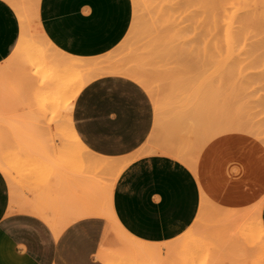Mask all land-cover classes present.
Wrapping results in <instances>:
<instances>
[{
    "label": "bare ground",
    "instance_id": "6f19581e",
    "mask_svg": "<svg viewBox=\"0 0 264 264\" xmlns=\"http://www.w3.org/2000/svg\"><path fill=\"white\" fill-rule=\"evenodd\" d=\"M5 1L14 8L20 19L21 35L12 56L0 67V111L3 105L8 103L10 97L20 99L22 96L26 98L25 103L38 106L36 115L40 114L34 117L35 112L31 111L30 114H27L22 119L12 117V122L7 123V126L22 128V133L19 136H14L15 134L11 129L9 130L12 133L5 129V125H0V171L10 184L13 198L20 199V196H22L18 191L16 174L25 165L19 167V157L23 155L42 156L43 153H46L47 148H50L54 152V157L50 159V162L54 163L52 179L55 180V184L50 185L47 181L39 192L33 186L31 192H29L33 195L31 199L23 194L25 206L28 209L44 218L56 235L73 219L81 216H101L108 220L109 225L110 222H113L124 236L121 239V245L128 254H131L135 262H126L121 258H117L118 256L116 257L114 254H107L102 242L98 258L105 264H168V260L163 258L164 255L169 256L176 249L186 246L190 238L186 237L184 240H178L174 243L169 241L154 244L135 238L122 228L114 217L111 206V194L114 183L102 185L100 180L96 178V175L104 172H115L117 179L123 169L135 157L113 159L98 156L90 151L81 142L74 129L72 112L75 100L81 90L92 80L114 75L133 80L157 103V92L151 79L154 78L161 83V81H167V79L182 78L181 81L184 82L182 83V88L184 87L183 91L187 94V105L186 108L183 107L185 111L182 112L181 116L180 123L182 125L179 124V126L183 127L179 131L185 132V134L179 135L178 138V134L176 135L169 129L167 130V136L164 137L161 143L157 144L150 151L142 148L136 154V158L146 156L147 153L168 156L186 165L192 173L196 174L195 176L201 178V172H199V168L201 167L197 168L199 160L197 162L195 160L196 165L193 159L202 157V151L200 150L201 152H199L197 148L204 141L211 143L216 138V133H218L216 124L218 121V126L221 125L219 116L220 111L223 109L222 104L219 102L220 96L221 98L224 97L223 92L227 90L225 92V97L227 96V98L224 97L223 99L225 100H220L223 101V104H226L224 101H228V89H233V87L237 86V82L233 81V69L235 72L239 69L237 74L245 75L243 70L246 65L251 68L255 64L264 67V11L262 14H258L257 10L253 7L258 5L259 0H151L153 3L147 0H136V9H142L145 14V19L143 17L144 21L141 22L144 29L140 40L137 42L138 44L136 43L137 46L129 52L128 58L123 57L115 61H112L109 57L86 60L61 52L46 38L40 28V0ZM216 5H218V9ZM262 6L264 7V2H262ZM137 10L136 13L138 12ZM139 27L137 32H139ZM250 31L254 33V41L247 43V35ZM36 36L42 40V44L47 47V50L52 52V56L46 55L44 50L37 45L34 41ZM241 40H243V44L240 43ZM40 52L44 55L38 57L32 56V54H40ZM26 62L32 66L29 73H25L22 70ZM17 63L20 65V68L15 69ZM259 65L257 66L260 67ZM257 66L254 68L258 69ZM250 67L245 68V70H248ZM252 70L254 69H249L248 71L251 72ZM260 70H257V72H262ZM176 74H179L180 77ZM246 74L248 75V72ZM250 74L249 80L253 79L250 78ZM59 75H62V77ZM57 76L60 78H57ZM258 76L259 74H257L256 80L261 77V75ZM262 81L261 83L264 82ZM245 83L247 84L249 81ZM162 84L158 86H162ZM238 84H240V87L237 88L239 90L247 87L242 82ZM253 87L255 86H252V89ZM256 87H259V85ZM244 89L242 90L246 91ZM60 124L62 126H59ZM56 136L63 145L60 151L56 149V145L54 144ZM176 138L179 139L177 143L175 142L177 141L175 140ZM75 149L90 157L88 167L95 171L96 175L86 177L80 175L73 176V173L70 175L63 174V172L69 173L68 168L70 165L58 167L57 157L71 156ZM195 150L198 154L195 153L194 156V152L192 151ZM9 151H13V153L10 154ZM210 151L215 153L211 149ZM192 155L194 158H192ZM196 155H199V157ZM216 155L221 161L220 157L222 155L219 156L220 153L218 155L217 152ZM263 156L264 154H262ZM257 158L260 157L257 155ZM231 159L229 158V160ZM263 160L261 159L262 162ZM220 161L218 160L217 166H220L219 163L223 162H225V165L226 163L228 164L227 159L226 161ZM24 163L33 170L46 162L38 159L30 164ZM246 166H243L244 170L247 168ZM234 167L236 168V166ZM241 167H239L240 169L238 168L239 171L242 169ZM259 167L257 162L253 163L250 168L246 169L249 173L247 177L245 176L244 180L240 179L237 181L238 178L235 179L236 181L234 180L235 183H239V185L236 183L238 187L234 185L236 188H239V192L236 193L242 191V199L240 201L243 200V205H238V208L234 204V202L236 203L234 200V195L236 196V194L232 192V204L230 202V204H226L225 201H221V203H225L223 221L226 222V227L229 228V225L232 227L235 223L239 222L236 226V232L248 249L253 264H264V224L262 219L264 191H261L263 195L259 200L256 199V202H252L254 201V197H252L253 193L251 192L253 184H256V181H258V174H261ZM230 168L233 169L232 166ZM244 170L243 172L245 173L246 170ZM226 171H229L228 173L231 174L230 170ZM239 171L236 170L234 172L238 173ZM263 172L264 170L262 174H264ZM209 176L212 177L211 175ZM222 176L226 177L227 181L225 182L223 179L221 184L229 186L228 177L225 174ZM262 177L263 180L264 176L262 175ZM199 178L197 180L200 181ZM204 178L206 179V177ZM231 179L230 177L229 180ZM218 180V184H220V180L222 179ZM262 180H259L260 183ZM215 181L217 180L215 179ZM209 183H207L208 185L204 183L206 187L203 185L202 192L205 189L210 192V187H212L211 192L214 191L213 187H216L210 186ZM260 183L259 185H262L264 188V184ZM74 184L77 188H73ZM222 185L219 186L223 187ZM75 189H78L80 194H75ZM259 190L261 189L258 188ZM223 191H220L221 195L226 193H223ZM233 191L235 192V190ZM258 191L256 190V192ZM208 192L207 194L211 193ZM212 195L215 197L213 193H211ZM221 195L218 194V197ZM226 195L228 196L227 193ZM205 197L204 200L206 199ZM231 200L229 199V201ZM208 202L211 203L210 201ZM205 203L206 201L204 205ZM75 204L78 206L77 210L74 209ZM210 206L213 207L214 205L211 204ZM218 208L221 209V207ZM69 209L73 213L67 219H62L64 212L67 213ZM204 213L202 210V213L197 214L198 217L195 219L196 224L204 222L202 220L204 219ZM211 213V215L215 214ZM109 225L106 228L103 241L106 237L108 239L110 237L108 232ZM137 259H140V261L136 262Z\"/></svg>",
    "mask_w": 264,
    "mask_h": 264
},
{
    "label": "crops",
    "instance_id": "0c3cea01",
    "mask_svg": "<svg viewBox=\"0 0 264 264\" xmlns=\"http://www.w3.org/2000/svg\"><path fill=\"white\" fill-rule=\"evenodd\" d=\"M132 0H40L39 23L61 52L98 59L111 54L127 36L133 20ZM21 35L14 8L0 0V67L12 56ZM73 125L94 154L134 158L114 181V217L131 236L154 244L180 237L194 223L201 206L195 175L164 155L136 158L152 134V99L129 78L108 75L89 82L75 100ZM50 185L55 180L49 181ZM75 194H80L75 189ZM14 199L0 171V264H105L100 253L109 225L105 217L73 219L56 235L48 222ZM32 198L29 191L25 194ZM78 206L75 204L74 209ZM73 211L64 212L67 219ZM264 224V205L262 209Z\"/></svg>",
    "mask_w": 264,
    "mask_h": 264
},
{
    "label": "rangeland",
    "instance_id": "374dc122",
    "mask_svg": "<svg viewBox=\"0 0 264 264\" xmlns=\"http://www.w3.org/2000/svg\"><path fill=\"white\" fill-rule=\"evenodd\" d=\"M147 1L149 2L151 0H147ZM132 2H133V9H134L133 20H132V24H131V27H130V30H129L127 36L125 37L123 42L120 44V46L116 50H114L111 54H108L107 56H105L103 58L109 57L112 61L122 59L123 57L128 58L129 52L134 50L135 47L137 46V44H138L137 42H138V40H140L141 33L144 29L143 25H142L143 23H141V22L144 21L145 14L143 13L144 11L142 9H140V8H139L140 10L136 9V0H132ZM151 2L153 3V1H151ZM262 2H264V0H259L258 5L253 6L257 10L258 14H262V12L264 11V7L262 6ZM216 7L218 9V5H216ZM136 10L138 11L137 13H136ZM140 11H142V12L137 17V15L140 13ZM140 16H142V17H140ZM143 17H144V19H143ZM140 19H142V20L139 22ZM139 24L141 25V27H139L140 26ZM138 27H139L140 33L137 32ZM253 35H254V33L252 31H250L249 34L247 35V43H251L252 41H254ZM219 36H217V37L219 38ZM34 41L37 43V45H39L44 50V53L46 55L52 56V52L50 50H47V47H45V45L42 44V40L38 36H36L34 38ZM242 42H243V40H241L240 43L243 44ZM33 55L35 57H38V56H43L44 54H42V52H40V54L35 53V54H32V56ZM21 60H22V58H21ZM257 65H259V64H257ZM257 65L255 64L252 68L250 66L246 65L245 68L250 67L249 68L250 70L251 69H254V70H252L250 72V71H248L249 69L245 70V68H244L243 73H245V75L243 73H242L243 75H239L240 73L237 74L239 72V69H237L236 72L233 69V77H234L233 81L235 80L234 82L235 83L237 82L236 83L237 86L235 85L236 89L240 87L239 86L240 84H238L240 82H242V84H244V86L246 84L245 82L249 81V83L246 84L247 87H245V89L241 88L240 89L241 91L239 89H237V90H239V91H237L234 87H233V89L230 88L231 91H230V89H228L229 90V92L227 93L228 101H224V102H226V104H223V101H220V100H225L223 98L225 97V95H226L225 92L227 90H225L223 92L224 97L221 98V96H220V99H219V102H220V104H222L221 106L223 109L218 105L222 109L220 111V116H219V119H221V125H219L220 127L218 126L219 122L217 121V124L215 122V124L217 125L216 129L218 130V133H216V138L213 139L214 141L212 140L213 142H211V143H209V141H204L205 143L203 142L201 144L203 149L201 148V146L199 148H197V149H199L198 150L199 152L202 151V153H201L202 157H199L200 153H199V155H196L197 157H199V159L194 158V156H195L194 154L197 151L196 150L192 151V152H194L193 153L194 156L192 155L193 156L192 158H194L193 159L194 162H195V160H196V162L199 160L198 161L199 163H197L199 166H197V168L198 167L202 168V169L199 168L200 169L199 172H201V174H200L201 178H199L198 176H195V177H196V179H198V178L200 179V181L197 180L198 184L200 186V190H201V206H200V210L198 212V215L200 212L202 213V210L205 212L204 216L202 214V216L204 218L202 220H204V222H202L201 224H198V223L196 224L194 221L192 226L186 232H184L177 239L171 241V243H174L178 240H182V239L184 240V238H186V237L190 238V241L186 246H183L181 248L176 249L169 256L164 255L163 258L168 260V264H253L252 260L250 258V254H249L248 249L245 247L243 240L239 237V235L236 232V226L238 225L239 222L237 224L235 223L232 227H230V225H229V228L226 227V222L223 221L224 220V214L223 213H224L225 203L226 204H230V203L232 204V200H231L233 198L232 193L236 194V196L234 195V200L236 201V203L234 202V204H236L237 206L241 205V204L243 205V200H241L242 202L240 201V199H242V191H240V193H236V192H239V188H236L239 185L238 182H236V183H238V185L235 183L236 178H238L237 181H239L240 179L244 180L249 173L246 169L250 168V166L253 165V163H255V162H257L259 164V166H260L259 168L261 169V174H258L259 176L258 175L257 176L261 180L263 178L262 175L264 176V174H262V171L264 170V167H263L264 166L263 165L264 160H263V162L261 161V159H264V156L262 157V154H264V89H263L264 88L263 87L264 79H262V78H264V76H263L264 75V71H263L264 69L262 70V68H264V67H261L260 65H259L260 67H258ZM256 66L258 69L254 68ZM17 68H20V65L18 63L16 64L15 69H17ZM31 69H32V66H30V64L28 65V63L26 62V65L23 67L22 70L25 73H29V72H31ZM259 69L262 70L263 74H262V72H257V70H259ZM245 71L248 72V75L246 74L247 72H245ZM17 72H15V73H17ZM252 72H254V73H252ZM249 73H251L250 78H253V79L249 80ZM257 74H259V76L261 75L262 78L258 76L259 79L256 80ZM176 75H179V74H176ZM234 75L235 76L237 75L236 78ZM59 76L62 77V75H59ZM59 76H57V78ZM179 77H180V75H179ZM239 78L243 79L244 83H243V80H241ZM237 79H238V81H237ZM151 80L154 82L155 89L157 92V103L150 96V98L152 99L153 105H154L155 122H154V128H153L152 134L150 135V138L148 139L145 146L143 147L144 150H148V151H150L153 147H155L157 144H159L163 141L164 137L167 136V130H169V129L172 130L176 135L178 134L177 135L178 138H179V135L181 136V135L185 134V132L179 131V129L181 127H183V126H179V124H181L180 122H181L182 112L185 111V110H183V107L186 108V105H187V102H186L187 101V98H186L187 94H185L183 91L184 87L182 88V86H183L182 83H184L181 81L182 78L176 77L174 79L172 78L171 80L167 79V81L163 80L165 84L164 83L162 84L163 81H161V83H160V82L156 81V79H154V78H152ZM251 80H253V82H251ZM261 81L263 83H261ZM159 84L160 85L162 84V86H158ZM261 84H262V86H261ZM258 85H259V87H256ZM252 86H255V87H253L254 90L252 89ZM258 88H261V89H258ZM234 89H235V91H233ZM242 89H244L246 91H243ZM225 98H227V96ZM25 100H26V98L25 97L23 98L22 96L20 97V99H18V98L14 99V98L10 97V99L8 100V103H6V105L4 104L2 110L0 111L1 112L0 113V125H5L6 130L11 129L12 132L15 134V135L13 134L14 136L21 135L22 128L7 126V123L12 122V120H13L12 117H18V119H22L27 114H30L31 111L35 112L33 115L34 117H37L40 115V114L36 115V113H37L36 111H37L38 106H35V105L32 106L30 104H27L24 102ZM223 105H224V107H223ZM41 118H42V115H41ZM59 126H62V125L60 124ZM178 126H179V128H178ZM56 127H58V126H56ZM218 127H219V129H218ZM213 128H215V127H213ZM214 135H213V137H214ZM33 139L36 140L35 137H33ZM175 140H177V141H175L176 143L179 142L178 141L179 139L176 138ZM54 141H55L54 144L56 145V149L58 151H60L62 149V146H63L62 142L60 141V139L57 136L54 138ZM212 143H213L214 147L212 146ZM214 143L216 144V146ZM210 149L215 151V153L211 152ZM9 152H10V154L13 153V151H9ZM192 152H191V154H192ZM216 152L218 155L220 153L219 156L222 155L220 157L222 159L221 161H223V160L226 161V159H227V161H228V164L226 163L227 166L225 165V162L219 163L220 166H217L218 160L220 161V159L216 155ZM222 152H224V153H222ZM53 153L54 152H52V150L50 148H47L46 153H43L42 156L23 155V156L19 157V160H18V161H20L19 167L25 165V167L20 168V171L18 172V174H16L17 175V183H18L17 186H18L19 193L26 194L28 191L31 192V189L33 188V186L35 188H37L38 192H39L40 189L43 188V185L47 181L49 182L52 179V177H53L52 175L54 172V169H53L54 163H51L50 159H53V157H54ZM196 154H198V153H196ZM146 155H156V154L147 153ZM224 155L226 156L225 158H224ZM257 155L260 158H257ZM255 156H256V158H255ZM16 158H15V160H16ZM89 158H90L89 156H87V155L81 153L80 151H78L77 149H75V150H73V153L71 156H58L57 157V166L59 167L62 165H70L68 168L69 173L63 172L64 175H70L71 173H73V176L74 175H77V176L80 175V176H86V177L87 176H94V175H96V172L93 171L92 169H89V167H88ZM229 158H232V159L229 160ZM38 159L44 160L46 163L41 165L40 167L34 168L33 170L30 169V167H28L27 164L24 163V162H26V163L30 164V163H33L34 161H37ZM255 159H257V160H255ZM48 160H49V162H48ZM196 162H195V164H196ZM228 165H231L233 169H231L230 168L231 166H228ZM234 166H236V168ZM243 166L247 167V168H245L246 174L243 172V170H244ZM217 167H218V169H217ZM239 167L242 168L240 171H239V169H240ZM224 169L230 170L231 174L228 173L229 171H226ZM218 170H220V171H218ZM236 170L239 172L238 173L234 172ZM219 173H221V174L219 175ZM193 174L196 175L195 173H193ZM224 174L228 177L229 186L221 184L223 179L225 182L227 181L226 177L222 176ZM209 175H211L212 177H210ZM96 176H97L96 178L98 180H100V183L102 185H108V184L110 185V184L114 183V181L116 180V173L115 172L99 173ZM257 176H256V178H257ZM204 177H206V179ZM219 177L222 179V180H220L221 181L220 184H218L219 183L218 179H220ZM230 177L232 178L231 180H233V181L235 180V181L233 182V181L229 180ZM256 178H255V181H256ZM259 178H257L258 181L260 180ZM215 179L217 181H215ZM207 181H209L210 183ZM258 181H256V184L255 183L253 184L254 186H253V189L251 192L253 193L252 197H254L253 198L254 201H252V202H256L263 195V192H261V191L262 190L264 191V188L262 185L261 186L259 185L260 181L259 182ZM203 182L205 183V185H208L207 183H209L210 186L212 185V186L216 187V188L213 187V189H214V191L212 190L213 192H211L212 187L208 186V187H210V190L207 187L208 190L215 195V197H213V195L211 196V193L208 192L206 189L203 190V192H202V187L204 185ZM232 184H233V186H231ZM260 184H264V179L261 181ZM219 185H222L223 187H220ZM234 185H237V186L235 187ZM228 187H230V188H228ZM73 188H77L75 184L73 185ZM225 188H226V190H225ZM227 188H228V190H227ZM258 188L261 189V190H259L261 193L258 191ZM215 190H218V191H215ZM223 190H225V191H223ZM233 190H235V192ZM256 190L259 193L256 192ZM220 191H223V193L226 192L228 194V196L226 195V193L221 195ZM207 192L210 194H207ZM217 192H219L218 194H220L221 196L218 197ZM252 193H250V194H252ZM206 194H207V196H206ZM229 195L231 196V198ZM238 195L240 198L237 197ZM204 197L206 198L205 200H204ZM226 197H227V199H226ZM208 198H209V200H207ZM229 199L231 201H229ZM205 201H206V203H205L206 207L204 205ZM208 201H210L211 203H209ZM214 201H215V203H214ZM221 201L222 202L225 201V203H221ZM209 204L210 205L212 204L214 206L211 207ZM221 204H222V206H221ZM245 205L247 207L246 203H245ZM218 207H221V209ZM216 208H218V209H216ZM238 208H239V206H238ZM241 209H243V207H241ZM214 210H216V211H214ZM211 212H213L215 214L211 215L212 214ZM221 224L224 226H222ZM109 227L110 228H109L108 232H109L110 237H109V239L106 237V239L103 241V246H104V250L106 251V253L107 254H114L116 257L118 256L117 258H121V259L125 260L126 262H132V261L135 262L133 257L131 256V254H128L124 250L123 246L120 243V242H122L121 239L124 237L123 234L119 231V229L115 226V224L113 222L112 223L110 222ZM139 261H140V259L136 260V262H139Z\"/></svg>",
    "mask_w": 264,
    "mask_h": 264
}]
</instances>
